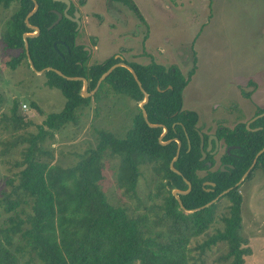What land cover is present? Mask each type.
<instances>
[{
	"label": "trees",
	"instance_id": "trees-1",
	"mask_svg": "<svg viewBox=\"0 0 264 264\" xmlns=\"http://www.w3.org/2000/svg\"><path fill=\"white\" fill-rule=\"evenodd\" d=\"M120 1L140 22L144 21L132 0ZM11 2H17L18 8L6 21L2 40L7 48L21 50L8 62L15 67L21 60L27 61L22 35L34 32L24 23L33 3L0 0V6L7 8ZM36 2L38 9L28 18V23L38 27L39 33L27 38L34 68L51 66L66 76H82L87 80V90L93 89L99 76L117 60L111 57L87 66L82 45L76 44L78 33L73 22L63 17L47 28L56 19L53 10L62 12L64 5L53 0ZM56 41L60 42L54 46ZM194 62L186 74L176 65L165 66L155 61L128 64L148 94L144 109L149 122L167 128L163 141L177 138L181 143L179 156L173 163L180 175L169 166L177 143L172 140L160 144L158 136L162 128H151L145 123L138 107L143 94L124 67L114 69L101 82L93 98L108 87L136 103L137 112L125 136L100 130L95 147L85 150L74 165L64 168L53 162V150L47 139H52L54 132L65 125L76 124L80 111L90 104L91 98L79 94L81 81L67 80L53 71L43 73L45 84L60 90L66 102L59 112L45 116L36 133H21L13 140V144L28 145L22 152V160L15 163L22 167L15 174L17 184L12 185L14 179H8L6 182L12 188L0 200L6 213L0 223V264H207L212 249L219 250L221 245L225 249L213 258V263L244 264L249 249L243 246L246 241L240 235L241 194L235 184L264 146V116L250 124L256 130L246 129L244 123L232 129H218V138L237 147L232 150L234 155H224L233 168L210 171L205 161L199 160L200 139L195 129L198 115L182 108L183 90L194 74ZM18 104L13 100L8 117L14 129L30 124L22 123ZM32 107L40 112L35 103ZM263 112L264 108L260 107L254 115ZM107 160L117 163L116 182L122 196L128 201L135 200L130 208L112 204L102 188ZM206 160L212 161L211 156ZM143 166L152 174L151 191L147 193L150 203L136 194ZM256 169L264 173V151L246 179ZM202 171L206 173L201 175ZM183 178L191 185L189 193L180 195L187 209L200 207L221 191L232 189L210 206L184 213L171 195L172 187L187 188ZM204 181L215 185H203Z\"/></svg>",
	"mask_w": 264,
	"mask_h": 264
},
{
	"label": "rangeland",
	"instance_id": "rangeland-1",
	"mask_svg": "<svg viewBox=\"0 0 264 264\" xmlns=\"http://www.w3.org/2000/svg\"><path fill=\"white\" fill-rule=\"evenodd\" d=\"M71 1L78 5L82 18L76 43L89 48L95 45L92 37L98 38L92 64L122 48L127 49L121 53L125 61L176 65L183 74L195 60L194 74L183 90L182 107L197 113L201 131L212 132L218 124L233 127L245 123L258 108H264V0H132L142 22L125 6L123 21L105 9L106 0H84V5L80 0ZM17 8V2L7 8L0 6V200L17 184L15 174L22 167L15 163L22 160L28 145L13 144L14 138L21 133H36L45 116L59 112L66 102L61 91L48 87L45 75L31 70L26 60L15 67L8 64L21 50L7 48L2 33ZM93 11L103 15L98 19ZM135 23L139 26L136 37L126 38ZM93 95L89 96L90 104L80 111L76 124L65 125L47 139L53 162L64 168L74 165L85 150L95 147L98 131L124 137L137 112L132 99L115 94L108 87L97 98ZM13 100L19 103L17 113L22 115V123L30 122L26 127L14 129L8 118ZM140 171L136 194L150 203L147 193L151 191L152 174L144 166ZM104 176L101 185L112 204L130 208L135 200L128 201L117 186L116 161H106ZM10 178L14 179L12 185L6 182ZM239 192L240 235L246 241L243 246L249 249L244 264H264V173L256 169L239 185ZM5 216L0 205V223ZM223 248L224 245L219 250L213 248L206 263L217 264L213 258Z\"/></svg>",
	"mask_w": 264,
	"mask_h": 264
},
{
	"label": "water",
	"instance_id": "water-1",
	"mask_svg": "<svg viewBox=\"0 0 264 264\" xmlns=\"http://www.w3.org/2000/svg\"><path fill=\"white\" fill-rule=\"evenodd\" d=\"M32 3H33V8L31 9V11H29L25 18H24V23L25 25L30 28L31 30H33L34 32L31 33V32H26V33H23L22 35V39H23V43H24V49H25V53H26V57H27V61H28V64H29V67L31 70H33L35 73L37 74H41V73H44L45 71H53L55 72L56 74H58L59 76L67 79V80H76V81H81L82 82V87H81V90L79 92V94L82 96V97H89L90 95L94 94L102 81H104V79L114 70L116 69L117 67H124L126 68L132 75L133 79L135 80L137 86L139 87L140 91L142 92L143 94V100L141 102L138 103V107L141 109V114H142V117L145 121V123L151 127V128H157V127H160L162 128V132L160 133V135L158 136V141L160 144H167L169 143L170 141H175L177 143V147H176V151H175V155L173 156V158L171 159L170 163H169V166H170V169L177 173L178 175H180V172L175 169L173 167V163L177 160L178 156H179V152H180V147H181V143L180 141L177 139V138H172V139H169L167 141H163L162 138L163 136L165 135V133L167 132V128L163 125V124H159V123H151L149 122L148 118H147V113H146V110L144 109V105L148 102V94L146 93V91L142 88V85L137 77V74L136 72L134 71V69L128 65L127 63L123 62V61H118L116 63H114L113 65H111L106 71H104L100 76L99 78L97 79L96 83H95V86L93 89L91 90H87V80L82 77V76H66L64 75L60 70L56 69V68H53L51 66H47V67H44L40 70H36L29 58V54H28V44H27V38H31V37H34L35 35H37L39 33V29L38 27L36 26H33L31 24L28 23V18L33 15L37 9H38V4L36 2V0H31ZM53 1H56V2H63L66 4V9L63 11V13H60L56 10H53V12L56 14V19L47 27L48 29L52 28L54 25H56L60 20L61 18L64 16L68 19H71L73 21H76L78 23V21L74 18V17H71L70 15L67 14V9H68V6H69V1L68 0H53ZM75 16H77V14H75ZM60 41H56L54 42V46ZM170 87V86H169ZM264 113H261V114H257L255 115L250 121L247 122V126L249 123H251L252 121L256 120L257 118L263 116ZM199 136H200V139H201V142H200V148H201V158L200 160H203L205 157H206V152L203 150V135L199 132ZM215 141L217 142V139L216 137H214ZM211 147V138L208 139V146H207V150H209ZM264 151V146L259 149L254 158H253V161L252 163L250 164V166L246 169V171L242 174V176L240 177V179L238 180V182L235 184V186H238L244 179L245 177L248 175V173L251 171V169L253 168V166L255 165L256 163V160L258 158V156ZM184 182L186 183L187 185V188L185 190H180L176 187H172L171 188V195L175 198V200L177 201L178 205H179V208L184 212V213H192V212H195V211H198L200 209H203L205 207H208L210 206L212 203H214L215 201L218 200V198H220L221 196H223L224 194H226L227 192H229L232 187H229L223 191H221L216 197H214L211 201L207 202L206 204L200 206V207H197V208H193V209H187L183 206V203L180 199V195H185L187 193L190 192L191 190V185H190V182L188 180H186L185 178H183ZM204 184H210V185H213V183H209V182H205ZM207 191L209 189H206Z\"/></svg>",
	"mask_w": 264,
	"mask_h": 264
},
{
	"label": "flooded vegetation",
	"instance_id": "flooded-vegetation-1",
	"mask_svg": "<svg viewBox=\"0 0 264 264\" xmlns=\"http://www.w3.org/2000/svg\"><path fill=\"white\" fill-rule=\"evenodd\" d=\"M69 1V6H68V9H67V14L68 15H70L71 17H74L77 21H78V23L76 22V21H73V20H71V19H69L71 22H73L74 24H75V28H74V30L78 33V36H77V38L76 39H78L79 38V29L82 27V24H81V21H82V18H81V13H80V11H79V9H78V5H76V4H74L71 0H68ZM84 0H80V4L81 5H84V2H83ZM56 2V1H55ZM60 3H62L63 5H64V7H63V9H62V12H60V11H58V12H60V13H63V11L66 9V4L65 3H63V2H60ZM105 5H106V10H109V11H111V12H113V13H115L117 16H120V18L124 21V19H126V15L124 14V9H123V7L125 6V7H127L125 4H123L120 0H106L105 1ZM129 9V8H128ZM57 11V10H56ZM93 14H94V16L96 17V18H98V19H100L101 18V16L103 15L102 13H100V12H97V11H93L92 12ZM75 14H77V16H75ZM135 16H136V14L135 13H133ZM56 15V14H55ZM57 17V16H56ZM64 17V16H63ZM62 17V18H63ZM61 18V19H62ZM66 18V17H65ZM86 18V17H85ZM136 18L138 19V17L136 16ZM68 19V18H67ZM139 20V19H138ZM84 21V20H83ZM112 23H110V25H111ZM138 24H136L135 23V25L133 26V28L132 29H130L128 32H127V34L130 36V37H126V38H132V37H136V34H137V32H138ZM115 32V31H114ZM113 32V33H114ZM109 33H111V31L109 32ZM92 39H93V41L95 42V45L94 46H92V47H86L85 45H83V44H79V45H82V50L85 52V57L87 58V61H86V65L87 66H91V65H94V64H92L90 61H91V57L93 56V55H96L97 54V51H98V46H97V42H98V38L96 37V36H93L92 37ZM122 40L123 41H126V40H124V36H123V38H122ZM77 44V43H76ZM127 49H121L119 52L117 51H115L111 56H109V57H107L106 59H108V58H114L115 60H117V61H123V62H125V63H127V64H130V63H132V62H135V61H125L124 60V57L122 56V54H123V52H125ZM93 51V54L90 56V54H91V52ZM122 53V54H121ZM106 59H104V60H106ZM103 60V61H104ZM103 61H101V62H103ZM116 61V62H117ZM100 62V63H101ZM137 63H139V62H137ZM95 64H98V63H95ZM183 108V107H182ZM184 109V108H183ZM190 110V109H189ZM194 111V110H193ZM257 111V110H256ZM264 113V112H263ZM259 114H261V113H259ZM257 115V114H256ZM255 116V115H254ZM253 116V117H254ZM264 116V115H263ZM252 117V118H253ZM251 118V119H252ZM251 119H249L248 121H250ZM247 121V122H248ZM255 121V120H254ZM198 122H199V118H198V120H197V123H196V126H195V129H196V131H197V133H198V135H199V132L203 135V150L206 152V157L203 159V160H200V158H201V156H202V154H201V156H200V158H199V160L200 161H205V163L207 164V166H208V169L210 170V171H214V170H216V169H219L220 171H227L228 169H230V168H233V165L230 163V162H228V161H226L227 159L224 157V155H227V156H232V155H234L233 153H232V150L235 148V147H237V146H235V145H228V144H226L225 143V141L222 139V138H218V136H217V131H218V129L219 128H222V127H226V128H230V129H232L233 127H235L238 123H236L233 127H228V126H225V125H222V124H218L217 126H216V128H215V130H213L212 132H209V133H205V132H203V131H201V128L198 126ZM247 122H239V123H244V125H245V128L246 129H249V130H256L257 128H250L249 126H250V124L253 122H251V123H249L248 124V126H247ZM172 125H174V123L172 124ZM214 137H216V139H217V142L215 141V139H214ZM209 138H211V147H210V149L209 150H207V146H208V139ZM199 139H200V136H199ZM200 142H201V139H200V141H199V149H200V153H201V148H200ZM181 148V147H180ZM208 156H211V158H212V161H209V160H206L207 159V157ZM254 167V166H253ZM252 170V169H251ZM206 173V171H202V172H200V174L201 175H204ZM250 173V172H249ZM248 173V174H249ZM248 176V175H247ZM247 176L245 177V179L241 182V183H243L245 180H246V178H247ZM207 183V182H209V183H213V185H210V184H204V183ZM240 183V184H241ZM239 184V185H240ZM203 185H210V186H212V187H214V185H215V183L214 182H210V181H204L203 182ZM238 185V186H239ZM207 189H209V190H212V188H207Z\"/></svg>",
	"mask_w": 264,
	"mask_h": 264
},
{
	"label": "built area",
	"instance_id": "built-area-1",
	"mask_svg": "<svg viewBox=\"0 0 264 264\" xmlns=\"http://www.w3.org/2000/svg\"><path fill=\"white\" fill-rule=\"evenodd\" d=\"M22 107H23V109H26V106L24 104L22 105Z\"/></svg>",
	"mask_w": 264,
	"mask_h": 264
}]
</instances>
